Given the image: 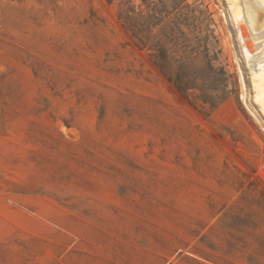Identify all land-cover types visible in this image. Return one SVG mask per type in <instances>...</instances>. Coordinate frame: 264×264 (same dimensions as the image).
<instances>
[{
  "label": "rangeland",
  "instance_id": "374dc122",
  "mask_svg": "<svg viewBox=\"0 0 264 264\" xmlns=\"http://www.w3.org/2000/svg\"><path fill=\"white\" fill-rule=\"evenodd\" d=\"M123 2L0 0V264H264V17L233 36L225 0H186L227 74L211 106Z\"/></svg>",
  "mask_w": 264,
  "mask_h": 264
},
{
  "label": "trees",
  "instance_id": "16d2710c",
  "mask_svg": "<svg viewBox=\"0 0 264 264\" xmlns=\"http://www.w3.org/2000/svg\"><path fill=\"white\" fill-rule=\"evenodd\" d=\"M117 19L136 47L150 52L152 64L178 93L211 106L227 99V74L218 62L210 14L186 0H131L120 3ZM214 92V95L210 94Z\"/></svg>",
  "mask_w": 264,
  "mask_h": 264
},
{
  "label": "bare ground",
  "instance_id": "6f19581e",
  "mask_svg": "<svg viewBox=\"0 0 264 264\" xmlns=\"http://www.w3.org/2000/svg\"><path fill=\"white\" fill-rule=\"evenodd\" d=\"M253 1L255 3L258 2L259 4L261 3V6L253 8L251 4L246 2V0H225L227 5L229 4L231 7H233V9L228 10L227 12L228 17L230 19L229 21H231L235 25V31L233 32V36L240 33V29L242 28L246 32H250L251 25L255 20H257L258 16L260 15L264 17V0H253ZM234 3H238V4L244 3V4H242V6L239 7L238 9H234L233 6ZM257 14L258 16H256ZM251 80H252V76L250 75V81Z\"/></svg>",
  "mask_w": 264,
  "mask_h": 264
}]
</instances>
